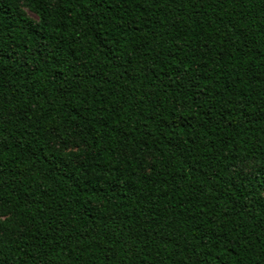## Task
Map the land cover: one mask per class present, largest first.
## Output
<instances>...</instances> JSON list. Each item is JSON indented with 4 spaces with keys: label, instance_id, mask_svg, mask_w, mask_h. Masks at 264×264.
<instances>
[{
    "label": "trees",
    "instance_id": "16d2710c",
    "mask_svg": "<svg viewBox=\"0 0 264 264\" xmlns=\"http://www.w3.org/2000/svg\"><path fill=\"white\" fill-rule=\"evenodd\" d=\"M0 217V264H264V0H0Z\"/></svg>",
    "mask_w": 264,
    "mask_h": 264
},
{
    "label": "rangeland",
    "instance_id": "374dc122",
    "mask_svg": "<svg viewBox=\"0 0 264 264\" xmlns=\"http://www.w3.org/2000/svg\"><path fill=\"white\" fill-rule=\"evenodd\" d=\"M20 11L22 12V13H24L25 15H27L28 17H30L31 19H33V20H37V17L33 14V13H31L29 10H27V9H25V8H23V7H21L20 8ZM249 168H251L250 166H246L245 167V169H249ZM3 221V217H0V223Z\"/></svg>",
    "mask_w": 264,
    "mask_h": 264
}]
</instances>
